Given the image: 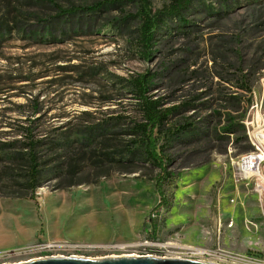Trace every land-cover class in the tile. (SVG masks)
<instances>
[{"label":"rangeland","instance_id":"obj_1","mask_svg":"<svg viewBox=\"0 0 264 264\" xmlns=\"http://www.w3.org/2000/svg\"><path fill=\"white\" fill-rule=\"evenodd\" d=\"M148 2L154 13L174 0ZM54 4L79 10L56 15ZM139 9V0H0V264L264 254V165L258 175L250 166L264 150V0H190L163 17L148 59ZM147 71L152 99L178 108L165 127L190 123L193 133L166 143L153 132L164 170L114 164L65 186L68 152L86 150L88 130L143 121L125 82ZM29 140L53 158L34 189L13 159ZM49 141L61 146L49 152Z\"/></svg>","mask_w":264,"mask_h":264},{"label":"trees","instance_id":"obj_2","mask_svg":"<svg viewBox=\"0 0 264 264\" xmlns=\"http://www.w3.org/2000/svg\"><path fill=\"white\" fill-rule=\"evenodd\" d=\"M49 1L53 3V0ZM189 3L190 0H174V3L168 8H162L151 13L148 0H139L140 25L137 43L140 46L141 56L144 59H148L152 54L156 29L162 26L163 20H165L163 17L168 15L178 16L189 6ZM54 5L58 11L56 15H70L74 11L79 10V8L76 9L75 7L72 9H61L56 4ZM99 6L100 3L90 6V10L97 9ZM179 21L184 26L188 23L182 16L179 17ZM154 75V73L147 71L142 74H137L125 82V85L130 88L131 93L139 101L138 105L140 106L143 121L135 122L133 126L126 127L125 129L100 128L96 129L95 132L94 130H88L83 139L80 140V144L86 146V150L73 149L68 152L66 160L68 168L65 172L67 180L64 184L65 186L90 182V175H95V179L105 176L108 174L109 168L114 164L124 167L123 169L125 171L130 172L133 170L132 168H126L127 166L130 165L132 167L136 163L144 162L147 164L149 161L154 167L164 170L162 164L164 161L163 156L155 146L157 137L154 136L153 132L155 131L161 134L167 143L172 139L178 140L183 138L185 131L192 134L193 130L189 126L190 123H183L179 126V129L165 127V122L170 119V114H174L178 108L174 106L161 108V101L152 99V96L148 94L150 81ZM119 117L121 116H116V119ZM119 134L126 135L124 142H120ZM48 143L49 146H47L46 150L49 152H53L61 146L60 142L49 141ZM37 146L38 141L29 140L21 147L25 150L15 153L13 158L15 161L22 163L23 166H26L24 168L25 174L23 175L27 178L25 179L26 184L24 185L31 187V189L38 187L40 184L39 179L43 171H45V167L42 166H46L53 159L45 158L44 154L40 155L36 153L35 148ZM164 147L165 145H162L160 151ZM85 164L88 168V171H86V179L74 180L75 175L83 171ZM52 167H56V164H53ZM158 191L161 192L160 189Z\"/></svg>","mask_w":264,"mask_h":264},{"label":"water","instance_id":"obj_3","mask_svg":"<svg viewBox=\"0 0 264 264\" xmlns=\"http://www.w3.org/2000/svg\"><path fill=\"white\" fill-rule=\"evenodd\" d=\"M8 264H219L199 259L157 257L150 254L116 255L89 258L83 256H44Z\"/></svg>","mask_w":264,"mask_h":264},{"label":"built area","instance_id":"obj_4","mask_svg":"<svg viewBox=\"0 0 264 264\" xmlns=\"http://www.w3.org/2000/svg\"><path fill=\"white\" fill-rule=\"evenodd\" d=\"M256 133V137H257ZM259 139V136L257 137ZM260 140V139H259ZM261 146V144L259 143ZM261 147V155L254 156V159L250 161V166L255 170V175L259 174V166L264 165V150ZM238 173V172H237ZM229 255V262H225L226 264H264V254L262 255H247V254H231Z\"/></svg>","mask_w":264,"mask_h":264},{"label":"bare ground","instance_id":"obj_5","mask_svg":"<svg viewBox=\"0 0 264 264\" xmlns=\"http://www.w3.org/2000/svg\"><path fill=\"white\" fill-rule=\"evenodd\" d=\"M240 166H241V165H240ZM194 252H195V253L198 252V253H201V254H203V255H204V254H207L205 251H194ZM132 255H133V254H129L128 256H132ZM221 257H222V260H223L224 262H227V261L229 262V255H228V254L223 253Z\"/></svg>","mask_w":264,"mask_h":264}]
</instances>
